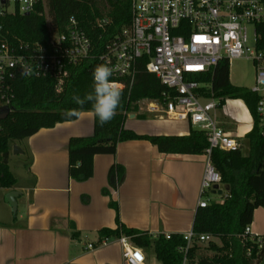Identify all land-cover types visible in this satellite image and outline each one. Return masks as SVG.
<instances>
[{"label": "trees", "instance_id": "trees-1", "mask_svg": "<svg viewBox=\"0 0 264 264\" xmlns=\"http://www.w3.org/2000/svg\"><path fill=\"white\" fill-rule=\"evenodd\" d=\"M73 16L92 39L94 53L101 54L105 44L131 24L132 0H46L29 16L17 13L0 17V26L10 40L45 43L51 37V28L64 31ZM104 18L112 20L106 33L94 27L97 20ZM260 30V48L264 50V27ZM94 66L93 60H88L72 68L61 93H57L54 82L49 79L17 77L13 80L12 112L6 120L0 121V188L13 190L17 184L9 166L12 142L28 139L42 129H52L58 124L76 121L83 112L95 114L91 102H85L81 107L73 100L74 95L83 99L94 91ZM195 79L211 85V92L220 101V106L228 99L243 100L254 119V128L245 138L249 148L247 155L243 153L242 146L232 152L213 151L211 162L221 175L228 194L222 202L212 201L208 207L199 208L193 224L196 235H210L221 240L222 250L226 254L204 256L199 254L201 249L195 243L188 260L190 264H194L196 259L198 264H264V246L259 248L254 242L245 243L242 238L246 228L253 222L254 212L264 207V139L257 124L258 96L249 89L231 83L228 62H222L211 72ZM169 91L155 75L144 70L139 72L134 86L122 91L121 104L113 120L101 126L95 114L93 135L70 139L69 177L78 182L90 180L94 175L96 156L115 155L120 143L131 140H148L162 154H205L209 146L207 136L198 130H191L186 136H141L125 128L128 115L138 111L141 100H160ZM73 109L79 110V117L68 118L64 115ZM124 175L122 166L113 165L109 172L111 187L117 188ZM104 193L108 191L104 190ZM110 206L118 212L116 203L111 202ZM117 221V229L100 231L101 241L128 236L140 249H154L162 264H183L184 256L179 249L185 247L186 242L182 235H172L170 239L164 235L153 237L125 227L119 216ZM71 226L75 228L74 224ZM210 249L221 250L213 243ZM248 249H251L250 256L247 254Z\"/></svg>", "mask_w": 264, "mask_h": 264}, {"label": "built area", "instance_id": "built-area-1", "mask_svg": "<svg viewBox=\"0 0 264 264\" xmlns=\"http://www.w3.org/2000/svg\"><path fill=\"white\" fill-rule=\"evenodd\" d=\"M45 2L0 0V17L17 13L29 16ZM11 3L15 10L9 13L7 7ZM111 25L112 20L104 18L97 20L94 27L106 33ZM261 27H264V0H132L131 24L111 38L101 54H95L92 39L74 16L64 31L51 28V37L45 43L10 40L0 26V108L11 109L12 82L17 77L52 80L57 93H61L71 69L88 60H93L94 70L102 64L110 67L113 72L110 80L121 91L132 88L137 74L143 70L155 75L170 91L160 100H141L143 112L170 121L188 122L207 136V165L199 200V208H206L212 202L208 194H213L215 186L219 189L223 186L222 177L211 162L213 151H237L241 144L220 127L217 115L220 101L211 92V85L195 77L211 72L222 62L230 64L243 58L252 61L256 83L251 92L258 96L257 124L264 139ZM22 68L28 74H22ZM182 236L186 242L179 249L184 256L183 264H187L195 243L215 239L210 235H196L194 231ZM242 238L259 248L264 246V239L254 235L251 226ZM110 240L106 238L101 244L106 245ZM116 240L123 248L125 264L146 263L144 250L134 245L130 237L123 235ZM247 254L251 255V249Z\"/></svg>", "mask_w": 264, "mask_h": 264}, {"label": "crops", "instance_id": "crops-1", "mask_svg": "<svg viewBox=\"0 0 264 264\" xmlns=\"http://www.w3.org/2000/svg\"><path fill=\"white\" fill-rule=\"evenodd\" d=\"M217 115L220 127L243 147L254 128L246 103L228 99ZM94 121L93 112H83L76 121L25 139L29 161L22 179L10 168L17 180L18 211L12 221H0V264H125L116 239L101 244L100 231L117 229L118 216L125 227L153 237L193 231L207 156L162 154L147 140L126 141L115 155L96 156L93 177L78 182L69 177L68 144L73 137L93 135ZM189 125L190 131L177 135L125 128L141 136H186L196 130ZM113 165L125 170L117 188L109 180ZM250 226L264 238V207L254 212ZM152 250H144L145 264H162Z\"/></svg>", "mask_w": 264, "mask_h": 264}, {"label": "rangeland", "instance_id": "rangeland-1", "mask_svg": "<svg viewBox=\"0 0 264 264\" xmlns=\"http://www.w3.org/2000/svg\"><path fill=\"white\" fill-rule=\"evenodd\" d=\"M7 10L9 13L14 12L15 5L11 3ZM253 29L250 28V37H252ZM230 81L234 86L243 87L246 89L251 90L256 83V68L252 61L247 60L245 58L234 60L230 63ZM143 104H139V109L136 113L138 114L136 119H131L129 116L127 117L125 126L130 129H134L136 131H140L142 133H150V134H157V133H168L177 135V132H185L187 133L190 131V125L188 122L180 123L176 121H170L165 117H161L160 115H152L148 114L147 112H143L142 107ZM193 129H197L196 126H192ZM148 141V140H147ZM150 142V141H149ZM19 148L25 152V154H15V148ZM249 152V148L247 144L243 146V153L247 155ZM29 161L28 150H27V141H17L12 142L10 145V155H9V166L15 174L22 179L21 175L24 172L25 165ZM221 190L224 192L223 196L214 195L209 193L207 198L210 201L214 202H222L227 194L228 190L226 186H222ZM8 192L5 189L0 188V221H12L17 213L14 212L13 207L6 202V196ZM216 245L221 250H212L210 249V245L212 243ZM210 242L198 243L197 246L200 247L199 254L204 256L213 257V256H223L226 254L225 251L222 250L223 243L221 240L214 239ZM248 243L250 241H244ZM150 251V250H149ZM152 255H155L154 250L151 251ZM192 263V262H191ZM198 259L195 260L194 264H198ZM187 264H190L189 260Z\"/></svg>", "mask_w": 264, "mask_h": 264}, {"label": "clouds", "instance_id": "clouds-1", "mask_svg": "<svg viewBox=\"0 0 264 264\" xmlns=\"http://www.w3.org/2000/svg\"><path fill=\"white\" fill-rule=\"evenodd\" d=\"M22 74L28 72L22 68ZM113 72L107 65H98L93 72L94 91L87 94L83 99L74 95L73 100L81 107L85 102H91L99 123L103 126L113 120L117 114V109L121 104L122 91L113 86L110 77ZM68 118L79 117L80 112L77 109L69 110L64 113Z\"/></svg>", "mask_w": 264, "mask_h": 264}, {"label": "water", "instance_id": "water-1", "mask_svg": "<svg viewBox=\"0 0 264 264\" xmlns=\"http://www.w3.org/2000/svg\"><path fill=\"white\" fill-rule=\"evenodd\" d=\"M12 110L8 109V108H0V121L6 120L10 114H11ZM15 154H22L23 151L19 148H15ZM223 191L221 189H219V186H215L214 190H213V194H218V195H223ZM19 197V192L12 190L10 191L7 196H6V202L9 203L12 207L15 213H17L18 211V203H17V199Z\"/></svg>", "mask_w": 264, "mask_h": 264}]
</instances>
